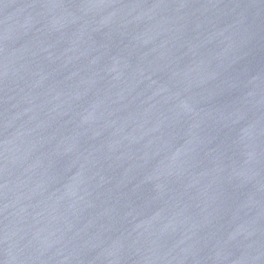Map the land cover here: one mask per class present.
I'll return each mask as SVG.
<instances>
[{
    "label": "water",
    "instance_id": "water-1",
    "mask_svg": "<svg viewBox=\"0 0 264 264\" xmlns=\"http://www.w3.org/2000/svg\"><path fill=\"white\" fill-rule=\"evenodd\" d=\"M0 264H264V0H0Z\"/></svg>",
    "mask_w": 264,
    "mask_h": 264
}]
</instances>
